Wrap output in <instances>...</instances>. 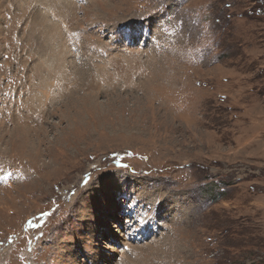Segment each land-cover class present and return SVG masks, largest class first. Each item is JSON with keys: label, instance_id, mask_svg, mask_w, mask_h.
<instances>
[{"label": "rangeland", "instance_id": "1", "mask_svg": "<svg viewBox=\"0 0 264 264\" xmlns=\"http://www.w3.org/2000/svg\"><path fill=\"white\" fill-rule=\"evenodd\" d=\"M0 264H264V0H0Z\"/></svg>", "mask_w": 264, "mask_h": 264}, {"label": "bare ground", "instance_id": "2", "mask_svg": "<svg viewBox=\"0 0 264 264\" xmlns=\"http://www.w3.org/2000/svg\"><path fill=\"white\" fill-rule=\"evenodd\" d=\"M72 42H73V40L72 39H70ZM72 42H70L69 43V46H70V48L71 49H73V50H75L74 49V46H73V43ZM74 54H75V60L77 61V59H78V55H77V53L76 52H73ZM50 83H51V80H50ZM52 84H50L48 87H47V89H46V91L49 89V87L51 86ZM130 183H131V181H129ZM118 187V186H117ZM123 190H124V188H123ZM121 193H123V191L122 190H120V191H118V192H116V195L119 197L120 196V194ZM115 194V193H114ZM121 196H123V195H121ZM157 203V202H156ZM168 218V217H167ZM125 245H128V244H125ZM130 248H131V244L130 245H128ZM128 252V251H127ZM102 253V254H101ZM98 255H100L101 257H102V255H103V252H102V250L101 251H97V256ZM106 255V254H105ZM89 256H90V254H89ZM106 260L108 259L107 257H104ZM103 257H102V259H104ZM88 259H86V261H87ZM109 260V259H108Z\"/></svg>", "mask_w": 264, "mask_h": 264}]
</instances>
